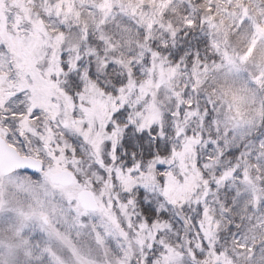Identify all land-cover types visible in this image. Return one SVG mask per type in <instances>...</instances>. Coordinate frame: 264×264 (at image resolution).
I'll use <instances>...</instances> for the list:
<instances>
[{"label":"snow or ice","instance_id":"1","mask_svg":"<svg viewBox=\"0 0 264 264\" xmlns=\"http://www.w3.org/2000/svg\"><path fill=\"white\" fill-rule=\"evenodd\" d=\"M0 264H264V0H0Z\"/></svg>","mask_w":264,"mask_h":264}]
</instances>
